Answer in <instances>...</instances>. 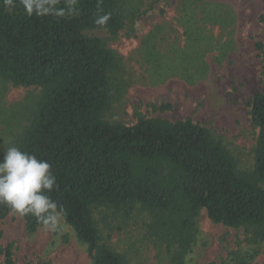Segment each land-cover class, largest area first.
Masks as SVG:
<instances>
[{"label": "trees", "instance_id": "1", "mask_svg": "<svg viewBox=\"0 0 264 264\" xmlns=\"http://www.w3.org/2000/svg\"><path fill=\"white\" fill-rule=\"evenodd\" d=\"M122 1L0 0V78L41 90L9 146L47 160L58 185L48 193L56 206L51 223L22 217L27 234L54 227L58 214L93 264H132L102 240L93 215L105 207L129 218L139 207L149 217L148 235L166 245L168 264H185L205 210L211 222L244 229L264 247V58L261 91L249 103L258 130L250 170H240L222 141L190 118L110 122L105 114L118 59L103 39L87 33L116 36L124 26ZM104 16L106 23L98 24ZM9 215L0 205V221ZM0 255L14 264L11 246Z\"/></svg>", "mask_w": 264, "mask_h": 264}, {"label": "rangeland", "instance_id": "2", "mask_svg": "<svg viewBox=\"0 0 264 264\" xmlns=\"http://www.w3.org/2000/svg\"><path fill=\"white\" fill-rule=\"evenodd\" d=\"M120 13L124 26L116 36L87 33L118 59L106 118L126 126L139 116L190 118L222 141L240 170H250L258 130L248 112L261 91L264 0H123ZM40 92L0 78V157L28 124ZM165 104L170 109L159 110ZM93 216L102 240L132 264H168L166 245L148 235L149 217L139 207L129 218L105 207ZM54 219V227L29 235L22 217L10 214L0 221V248L11 246L14 264H93L62 217ZM197 227L185 264H264V247L244 229L215 224L205 210Z\"/></svg>", "mask_w": 264, "mask_h": 264}, {"label": "clouds", "instance_id": "3", "mask_svg": "<svg viewBox=\"0 0 264 264\" xmlns=\"http://www.w3.org/2000/svg\"><path fill=\"white\" fill-rule=\"evenodd\" d=\"M107 16L97 20L105 24ZM47 160L36 154L22 151L12 145L0 157V205L8 208L13 216H32L50 224L55 203L50 199L57 185L56 176Z\"/></svg>", "mask_w": 264, "mask_h": 264}]
</instances>
